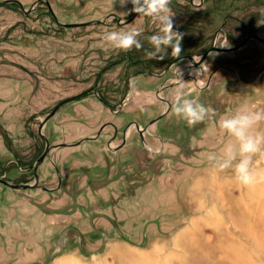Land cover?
I'll return each mask as SVG.
<instances>
[{"label": "rangeland", "instance_id": "374dc122", "mask_svg": "<svg viewBox=\"0 0 264 264\" xmlns=\"http://www.w3.org/2000/svg\"><path fill=\"white\" fill-rule=\"evenodd\" d=\"M19 1L0 4V177L31 183L36 172L39 184L15 190L0 183V264H264V154L254 155L258 178L247 185L231 167L213 170L207 159L227 139L216 123L221 115L240 106L264 109V42L250 38L211 52L204 64L219 57L228 65L213 76L216 84L201 88L205 75L198 85L193 78L183 83L210 109L204 120L189 125L175 114L176 87L169 88L161 94L172 110L148 126L160 133L144 134L148 149L129 128L121 149L89 142L53 148L34 171L44 138L75 143L105 119L139 127L159 113L158 103L142 104L151 96L123 101L128 81L154 88V80L130 75L142 70L131 61L144 59L166 83L187 73L191 61L169 63L170 48L163 59L149 56L147 37L159 24L130 11V2ZM169 7L181 48L194 46L193 59L202 41L232 47L253 33L264 37V0H169ZM133 27L142 28L140 48L116 49L101 38ZM96 91L112 105L109 112Z\"/></svg>", "mask_w": 264, "mask_h": 264}, {"label": "clouds", "instance_id": "9594fccd", "mask_svg": "<svg viewBox=\"0 0 264 264\" xmlns=\"http://www.w3.org/2000/svg\"><path fill=\"white\" fill-rule=\"evenodd\" d=\"M131 3L130 11L147 16L158 22L159 30L150 34L147 39L152 45L149 56L164 58V52L169 48L171 54L179 55L183 33L173 27V15L170 12L169 0H119L120 4ZM199 0H193L198 3ZM129 11V9H125ZM142 28L133 27L128 30H108L102 34V40L116 49L128 50L133 46L141 47L137 38ZM195 75L196 73L193 72ZM175 104L173 111L189 125L205 119L210 111L208 106L195 96H190L183 87V77L174 92ZM264 109L255 106H240L229 113L221 115L217 120L218 127L227 134L220 154L210 152L207 155L213 170H223L231 167L234 178L247 185L258 178L257 170L252 161L256 154H264Z\"/></svg>", "mask_w": 264, "mask_h": 264}, {"label": "flooded vegetation", "instance_id": "af4514ba", "mask_svg": "<svg viewBox=\"0 0 264 264\" xmlns=\"http://www.w3.org/2000/svg\"><path fill=\"white\" fill-rule=\"evenodd\" d=\"M263 18H264V16H263ZM253 34H255V33H253ZM252 34H250V35H247L241 42H243V44L242 45H244V43L248 40V39H250V38H253L252 36H251ZM203 43H201V45H203V47H201L200 49L198 48L197 50H196V52L198 53V52H200L199 54H198V58L197 59H193V53H195L194 52V50H192V48H194V46L192 45V44H190L191 45V49L188 51V49L190 48H187L186 50H185V48H181V50H180V52H179V55L177 56V55H174L173 56V58L169 61V63H171V64H176L182 57H185V58H187V59H189V61H191V64L189 63V64H187L183 69H185L186 70V72L187 73H185L184 75H182V77H183V83H185L187 80H189V79H192L193 78V82H194V84L195 85H198L197 83H196V79L198 78H201L202 77V75H205V77H206V79H205V81H203L202 82V87L201 88H204V87H206V86H208V85H214L217 81H215L214 80V78H213V76L215 75V74H217L219 71H221L222 69H225L226 68V66H228L227 65V63L224 61V59H220L219 57H217V58H212V60H210V62L208 63V64H204L203 63V61L204 60H206L207 58H209V55H210V53L211 52H224V51H221V50H210V51H208V53L206 54V56L203 58V60L200 62V65H198V67L196 68V69H193L194 68V62L195 61H197L198 59H199V57L201 56V54L203 53V52H205L207 49H209L210 47H220V46H215V45H212L213 44V42H212V44L211 43H208L207 45H204L205 43V41H202ZM241 45V46H242ZM235 46V45H234ZM237 49V48H236ZM234 50V49H233ZM130 58V57H129ZM192 59V60H191ZM132 63H133V65H135V64H140V65H142V70H140V71H137V72H134V73H132V74H130L131 76L132 75H140V77H141V79L143 80V81H146L147 80V77L148 78H150L151 79V82L154 80V88H153V90H151V88H148V89H140V88H138L137 86H135V85H133V84H131V82L130 81H128V92L124 95V99H123V101L126 99V105H127V103L128 102H130V101H132L133 99H135V98H137V97H139V101H143V100H145V99H148V96H151L152 97V99H151V97H150V100H156L157 101V103L158 104H162L163 105V109H162V111H160L155 117H157L158 115H160L161 113H163L166 109H168V110H166V112H165V114H167L168 112H170L171 110H172V107H173V102H172V100L171 99H169V97H165V95L163 96L162 94H164V92L165 91H167L169 88H175V87H177V85H178V83L179 82H176L177 80H179L180 79V77L181 76H178V77H176L175 79H174V81H172V82H168V83H166L165 82V80H163V73L162 74H160V73H154V72H151V71H147L146 70V61H144V59L143 60H139V61H137V62H135V61H131ZM178 64V63H177ZM230 67V66H229ZM143 69H145V70H143ZM168 68L166 67V68H164V71H166ZM144 71H146L145 73L146 74H143L144 73ZM163 71V72H164ZM183 71V70H182ZM193 72H195L196 73V75L193 73ZM178 73H179V71L177 70L176 72H175V74L174 75H178ZM130 75L128 76V79H129V77H130ZM184 77H186V78H184ZM150 82V83H151ZM147 83H148V81H147ZM96 95H97V97H98V100L104 105V107L105 108H107L108 109V112H109V108H111L112 109V105L110 104V102H107V100L102 96V95H99V93L96 91ZM162 93V94H161ZM102 96V97H101ZM157 98V99H156ZM71 100V99H70ZM62 101L63 100H61L58 104H56V105H58V107L55 109V111H54V113H56L57 112V110L58 109H60V106L62 105ZM67 101V100H66ZM123 101L122 102H120V103H118V104H120V105H117V110L114 108L113 110H111V112L113 113V114H115L116 112H118V111H120L119 110V107L121 108V106L122 105H124L123 104ZM64 103V102H63ZM152 103L153 102H151V101H145V102H142V104H148V105H152ZM55 105V106H56ZM54 106V107H55ZM53 107V108H54ZM52 108V109H53ZM164 114V115H165ZM164 115H162L160 118H162ZM155 117H153V118H155ZM152 118V119H153ZM159 118V119H160ZM158 119V120H159ZM151 120V119H150ZM148 121L146 120V122L144 121L143 123L144 124H142L143 126L147 123ZM132 124V125H129V124ZM133 125H134V127H133ZM140 125V124H139ZM127 126V128L125 129V131H123V128L124 127H126ZM143 126H139V127H137L136 128V125L133 123V120L132 119H130V120H127L125 123H124V125H122L120 128H119V125H118V123H116V122H114L113 120H109V119H105V120H103V121H101L100 123H99V125H98V127L95 129V131L93 132V133H88V134H86L85 133V135H82L79 139H77V141H79V140H81L82 138L84 139H82L83 141L82 142H80V143H78V144H74V141H67L65 138H66V136H64L63 137V139H64V141H66V143L68 142V143H71L70 145H79V144H81V143H87V142H89V143H94L97 147H98V149H102V148H105V149H115V150H118V149H121V147L122 146H124L126 143H127V141H128V137H129V128L131 127V129L133 128L134 129V131H135V134H136V137L138 138V140H139V142H140V145L143 147V148H146V149H148L147 147H145V145L143 144V142L141 141V138H140V135H139V132H138V129L140 128V127H143ZM109 129H110V132H109ZM146 132H148V134L149 135H160V133H151L150 134V132H149V129H148V127L146 128V129H144L143 131H142V134H143V140H144V142H145V138H144V134H147ZM44 140H45V142H44V147H43V149H42V152L44 151V149H45V146H46V143H47V145H48V149H47V151H46V153H45V155L43 156V158H42V160L44 159V158H46L47 156H48V154L50 153V151L53 149V145H56V144H60V143H65V142H58V141H51L50 139H49V137H47V138H44ZM146 143V142H145ZM68 145V144H67ZM61 146H66V145H58L57 147H54V149L56 150V149H58V148H60ZM41 152V153H42ZM41 160V161H42ZM16 162V161H15ZM40 164V163H39ZM38 164V165H39ZM19 168L18 169H20L21 170V166L19 165L18 166ZM26 167V166H25ZM38 167V166H37ZM24 168V167H23ZM26 169V171H25V173L27 174V172H28V170H30V173L28 174V175H26V178H28V177H31V171L33 170H31L30 168H25ZM61 170H62V168H60V172H61ZM35 171V170H34ZM24 172H22V173H18L17 174V177L16 178H18V176H20V175H22V174H25ZM37 176H38V174H37ZM38 180H39V176H38V178H37V185L39 184L38 183ZM62 180H63V173L61 172V175H60V177H59V182H58V185H59V187L61 186V182H62ZM23 180H21L20 178L18 179V180H14V181H11L12 183H15V184H19V183H21ZM34 182V176H33V181L31 182V183H33ZM24 183V182H23ZM2 184V183H1ZM29 184V183H28ZM6 186V185H5ZM7 187H9V186H7ZM10 189H17V188H11V187H9ZM36 188H38V187H27V188H21V189H36ZM42 189H44L45 191H47V192H49V190H50V188L48 187V186H44V187H42Z\"/></svg>", "mask_w": 264, "mask_h": 264}, {"label": "water", "instance_id": "95a60500", "mask_svg": "<svg viewBox=\"0 0 264 264\" xmlns=\"http://www.w3.org/2000/svg\"><path fill=\"white\" fill-rule=\"evenodd\" d=\"M37 1H39V0H36L35 2H37ZM7 2H14V3H17V4H19L20 6H22V4H21V2H20L19 0H1V1H0V4L7 3ZM35 2H34V3H35ZM45 3H46V5H47L48 9L51 11V8H50V5H49V2L45 1ZM32 5H33V4H32ZM32 5H31V6H32ZM52 14H53V13H52ZM93 21H95V20H93ZM93 21H85V22H81L80 24H86V23L93 22ZM74 24H76V23H60V25H64V26H70V25H74ZM251 36H252L253 38L259 40V41H263V42H264V37H261V36H259L258 34H252ZM242 44H243V42H240V43H238V44H236L235 46H232V47H214V46H213V47H210L209 49H207L205 52H203V53L201 54V56L199 57V59H198L197 61L194 62V68H193V69H196V68L198 67V65H200V62H201V61L203 60V58L206 56V54L208 53V51L213 50V49H214V50H221V51L233 50V49H236V48L240 47ZM184 78H186V77H184ZM176 82H180V79L177 80ZM58 105H59V104H58ZM58 105H56V106L52 109V111L49 113V115H51V114L55 111V109L58 107ZM166 110H168V109H166ZM166 110H165L163 113H161L160 115H158L157 117H155V118L149 120V121H148L143 127H140V128L138 129V132H139V135H140L141 141L143 142V144L145 145V147H148V146H146V143H145L144 140H143V134H142V131H143L144 129H146L148 126H150L152 123H154L155 121H157L162 115H164L165 112H166ZM46 119H47V117L44 119V121H45ZM44 121H43V122H44ZM43 122H42V123H43ZM129 125H132V124L130 123ZM133 127H134V125H133ZM126 128H127V126L123 128V131H125ZM136 128H137V126H136ZM81 141H82V139L79 140V141H77V143H80ZM67 144L69 145V144H71V143H60V144L53 145L52 147L54 148V147H57L58 145H67ZM47 149H48V145H47V143H46V146H45L44 151L39 155V157L37 158V161H36V163H35V167H34V170H35V171H36V169H37L38 164L41 162L43 156L45 155ZM37 178H38V176H37V173L35 172V173H34V182H33V183H29V184H28V183H19V184H15V183H12L11 181L6 180V179L3 178V177H0V183L4 184V185H6V186H9V187H11V188L38 187V185H37V183H36V182H37Z\"/></svg>", "mask_w": 264, "mask_h": 264}, {"label": "crops", "instance_id": "0c3cea01", "mask_svg": "<svg viewBox=\"0 0 264 264\" xmlns=\"http://www.w3.org/2000/svg\"><path fill=\"white\" fill-rule=\"evenodd\" d=\"M215 84H216V83H215ZM1 92L4 93V94H7V93H8V91H7L6 89H4V87H3V89L1 90ZM22 93H23V90H21V91L19 92V94L15 92L14 95L17 97L18 95L20 96V94H22ZM156 99H157V98H156ZM137 101H139V97H137V98H135V99L132 100V102H135V103H136ZM151 102H153L152 105H154V106L157 104V101H156V100H151ZM158 105H159V106H162V107H161V110H160V111H162V109H163V105H162V104H158ZM160 111H159V112H160ZM157 114H158V113H157ZM146 120H147V119H146ZM146 120H145V121H146ZM74 128H75V129H78L77 127H75V125H74ZM130 128H131V127H130ZM132 129H133V128H132ZM133 130H134V129H133ZM81 132H83V130H81ZM81 132H80V133H81ZM82 139H83V138H82ZM83 140H84V139H83ZM83 140H82V141H83ZM67 141H69V140H67ZM82 141H81V142H82ZM65 143H66V141H65ZM67 143H68V142H67ZM74 144H78L77 141H76ZM66 146H73V145H70V144H69V145H66ZM111 150L113 151V150H115V149H111Z\"/></svg>", "mask_w": 264, "mask_h": 264}]
</instances>
